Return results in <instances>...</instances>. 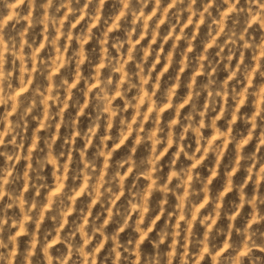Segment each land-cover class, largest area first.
<instances>
[{"label":"clouds","instance_id":"clouds-1","mask_svg":"<svg viewBox=\"0 0 264 264\" xmlns=\"http://www.w3.org/2000/svg\"><path fill=\"white\" fill-rule=\"evenodd\" d=\"M0 264H264V0H0Z\"/></svg>","mask_w":264,"mask_h":264}]
</instances>
